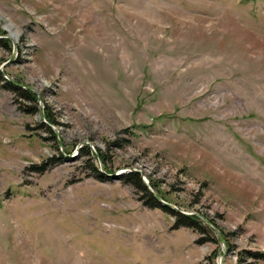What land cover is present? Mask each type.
<instances>
[{"label":"rangeland","instance_id":"rangeland-1","mask_svg":"<svg viewBox=\"0 0 264 264\" xmlns=\"http://www.w3.org/2000/svg\"><path fill=\"white\" fill-rule=\"evenodd\" d=\"M128 171L224 244L173 227ZM247 251H264V0H0V264H264Z\"/></svg>","mask_w":264,"mask_h":264},{"label":"trees","instance_id":"trees-1","mask_svg":"<svg viewBox=\"0 0 264 264\" xmlns=\"http://www.w3.org/2000/svg\"><path fill=\"white\" fill-rule=\"evenodd\" d=\"M3 42H4L5 46H6V44H7V46L9 45L8 39L3 40ZM21 95L24 96L25 98H28L29 100L35 101L36 95H34L33 92H30V90H24L23 89ZM27 112H31V111H27ZM51 115H52L51 112L46 109L44 112V117L46 118L48 123L53 121V118L51 117ZM85 153H88V151H86ZM97 157H98V159H100V161L101 160L104 161L103 160L104 156L101 152H99V155ZM101 167L103 168V171L100 170L99 175H101V176L107 175L109 173L108 171H106L107 168L102 166V164H101ZM120 178H123L125 182L131 183L133 186H135L138 189V191L141 193V195L139 197L144 199V203L147 206L153 207V208L159 207L164 212H169V213L173 214L175 216V220L173 222V227L177 228L179 226H187V227L192 228L193 230H195L199 234H202L208 228L204 224L205 223L204 220L198 214H195V213L183 214V213H180L176 210L170 209L166 205L161 204L157 200L155 195L147 187V186L152 187L154 185V183H153L154 181H152V179H150V180L148 179L149 180L148 185L145 184L141 180L140 174L137 171L126 172L124 175H121ZM207 230H209V229H207ZM201 238H203V237H201ZM247 253L252 258H256L257 260H264V251H247Z\"/></svg>","mask_w":264,"mask_h":264},{"label":"water","instance_id":"water-1","mask_svg":"<svg viewBox=\"0 0 264 264\" xmlns=\"http://www.w3.org/2000/svg\"><path fill=\"white\" fill-rule=\"evenodd\" d=\"M39 117L42 118V119L44 120L45 117H44V114H43L42 111L40 112ZM44 121H45V120H44ZM47 124H48L49 126H51L50 123L47 122ZM146 184H147V182H146ZM147 187H148V189H149V190L155 195V197L157 198V200H158L161 204H163V205H167V206H170V207H172L173 209H176V211H178V212H180V213H183V214H191V212H190V213H189V212H184V211H182V210L176 208L175 206H172L170 203L164 201L159 195H157V194L151 189L150 186H147ZM200 217L204 220V222L208 223V224H209V225H210V226H211V227L217 232V235H218V238H219V242H220L221 244H224V239H223V237H222L220 231L218 230V228L215 227V226H213V224H211V222H210L206 217H204V216H200ZM218 264H221V258H219V262H218Z\"/></svg>","mask_w":264,"mask_h":264},{"label":"bare ground","instance_id":"bare-ground-1","mask_svg":"<svg viewBox=\"0 0 264 264\" xmlns=\"http://www.w3.org/2000/svg\"><path fill=\"white\" fill-rule=\"evenodd\" d=\"M6 28L10 30V34L12 37L16 35V31L11 23H6Z\"/></svg>","mask_w":264,"mask_h":264}]
</instances>
